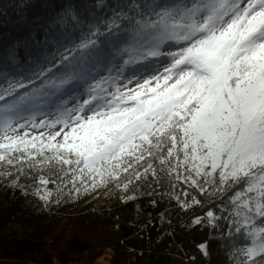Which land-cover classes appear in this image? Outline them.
<instances>
[{"label":"snow or ice","instance_id":"obj_1","mask_svg":"<svg viewBox=\"0 0 264 264\" xmlns=\"http://www.w3.org/2000/svg\"><path fill=\"white\" fill-rule=\"evenodd\" d=\"M57 23L59 32L32 35L0 60V164L18 175L68 166L72 195L109 184L127 192L157 177L158 163L217 197L220 215L206 210V218L225 221L236 264H264V0H95L69 3ZM29 42L36 59L21 70L13 57ZM151 59L163 70L142 78L130 69ZM46 108L57 119L37 124ZM57 125L47 135L27 131Z\"/></svg>","mask_w":264,"mask_h":264},{"label":"trees","instance_id":"obj_2","mask_svg":"<svg viewBox=\"0 0 264 264\" xmlns=\"http://www.w3.org/2000/svg\"><path fill=\"white\" fill-rule=\"evenodd\" d=\"M69 3L79 7L95 0H0V60H8L7 50L32 35L42 38L45 30L59 32L57 17ZM32 51L29 42L13 57L21 70L36 59ZM157 62L151 59L130 69H138L139 76ZM156 167L157 177L134 180L127 192L109 184L68 195V166L53 162L18 175L0 164V264H54V258L72 264L86 255L91 260L105 256L110 264H236L225 221L213 227L206 218V210L220 215L211 207L218 204L217 197L201 194L182 179L177 182L159 171L158 163ZM41 177L50 183L40 185ZM85 179L90 183L87 174ZM17 181L19 186H14ZM75 183L80 186L79 179ZM38 187L43 190L40 195L51 192L47 203L37 194ZM192 197L201 203L192 204ZM185 202L191 206L182 207ZM197 217L200 224L194 222ZM244 245L250 240L236 242L237 247Z\"/></svg>","mask_w":264,"mask_h":264},{"label":"rangeland","instance_id":"obj_3","mask_svg":"<svg viewBox=\"0 0 264 264\" xmlns=\"http://www.w3.org/2000/svg\"><path fill=\"white\" fill-rule=\"evenodd\" d=\"M165 51H172V50H175L174 48H168L167 46H165L164 48ZM150 69H159L160 71L163 70V66L161 65L160 61L158 63V65L154 66V67H151ZM151 74H155L154 72L152 71H149L148 73H146L145 75H143L142 78H146V76L148 75H151ZM101 75H107L106 72L102 71ZM99 78V77H98ZM91 82V81H90ZM161 83H163L161 81ZM171 83V82H170ZM154 86V85H153ZM129 87L131 88H135V83H133L132 85H129ZM75 95L76 97H79V93H75L73 94ZM70 98V99H69ZM68 100H70L68 103H66V106L68 108H73L76 106V102L75 100L73 99L72 96H69ZM57 119V109L55 110V108L51 109V110H44L43 113H36L35 114V121L37 124H39V122L41 120H45V121H48V122H53ZM60 128H61V125H57L54 129H48V128H36V129H31L29 128L27 131L29 132L30 134V137L31 136H34V135H38L40 132H45V135H47V133L49 131L51 132H55V131H60ZM24 130H21V132H23ZM65 131H67V129H65ZM62 137H63V133L60 137H57V140L60 141L62 140ZM80 261V263H87V262H92L93 264H110V261L108 260L107 257H101V258H98V259H95V260H91L87 255L86 256H83V258L81 259H78L76 261V263H73V264H77L78 262Z\"/></svg>","mask_w":264,"mask_h":264},{"label":"built area","instance_id":"obj_4","mask_svg":"<svg viewBox=\"0 0 264 264\" xmlns=\"http://www.w3.org/2000/svg\"><path fill=\"white\" fill-rule=\"evenodd\" d=\"M53 263H54V264H60V263L57 261V259H55V258L53 259ZM75 263H76V262H75ZM72 264H73V263H72ZM77 264H93V263H92V262H87V263L84 262V263H80V261H79Z\"/></svg>","mask_w":264,"mask_h":264}]
</instances>
